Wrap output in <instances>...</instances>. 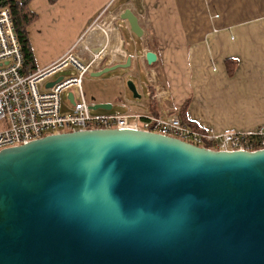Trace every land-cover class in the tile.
Returning <instances> with one entry per match:
<instances>
[{
	"label": "water",
	"instance_id": "water-1",
	"mask_svg": "<svg viewBox=\"0 0 264 264\" xmlns=\"http://www.w3.org/2000/svg\"><path fill=\"white\" fill-rule=\"evenodd\" d=\"M119 18L143 35L130 8ZM125 84L140 98L132 80ZM66 98L73 102L71 92ZM0 264H264V148L212 150L130 128L3 148Z\"/></svg>",
	"mask_w": 264,
	"mask_h": 264
},
{
	"label": "crops",
	"instance_id": "crops-1",
	"mask_svg": "<svg viewBox=\"0 0 264 264\" xmlns=\"http://www.w3.org/2000/svg\"><path fill=\"white\" fill-rule=\"evenodd\" d=\"M28 8L36 15L27 26L35 69L51 65L76 43L74 53L86 59L109 52L110 59L102 58L99 69L130 55L143 70L154 64L164 88L172 93L170 114L188 100L185 116L198 127L217 133L264 129V0H29ZM125 8L137 16L143 30L137 40L119 18ZM102 15L108 20L103 19L100 32L94 34V28L86 42L81 41ZM55 22L58 25L52 26ZM52 34L58 47L43 55L37 43ZM117 37L122 50L115 48ZM86 44L91 45L88 50ZM148 50L156 54L152 64L143 58ZM227 60L233 65L230 73ZM145 106L146 113L156 114L149 100Z\"/></svg>",
	"mask_w": 264,
	"mask_h": 264
},
{
	"label": "built area",
	"instance_id": "built-area-1",
	"mask_svg": "<svg viewBox=\"0 0 264 264\" xmlns=\"http://www.w3.org/2000/svg\"><path fill=\"white\" fill-rule=\"evenodd\" d=\"M76 44L51 65L25 71L10 10L0 6V150L48 134L93 128H130L154 132L212 150L253 151L264 148L262 128L217 133L212 129L190 128L182 124L176 114L127 112L92 115L81 84L82 78L95 71L94 67L101 60H98L96 53L87 59L74 53ZM83 47L89 49L86 45ZM87 52L91 53L90 50ZM68 65L74 67L76 73L61 76L59 81L47 87V77ZM62 92H66V95L71 92L73 97V102L68 100L70 106L66 107V111L62 109Z\"/></svg>",
	"mask_w": 264,
	"mask_h": 264
},
{
	"label": "rangeland",
	"instance_id": "rangeland-1",
	"mask_svg": "<svg viewBox=\"0 0 264 264\" xmlns=\"http://www.w3.org/2000/svg\"><path fill=\"white\" fill-rule=\"evenodd\" d=\"M103 19H105V21L108 20L107 18H104L103 15L99 18H95L92 24H90V26H88V28L85 30V32L82 35L83 37H81L80 40L86 42L85 37H87L89 32L94 28L95 29L97 28L94 31V34L98 33L99 29L100 30L102 29L100 24L104 22ZM55 25L57 26L58 22L53 23L52 26ZM119 29L122 33L123 38L128 43H131L128 49L133 51L132 42L131 40H128L129 39L128 30L123 28L122 24L119 27ZM132 36L135 40L138 39V37L135 36L134 34H132ZM57 42L58 39H56L55 35L52 34V36H49L47 40H45L44 38L40 39V44L37 43L36 48L38 49L39 52H42L43 55H46V49L54 50L55 48L58 47L56 46ZM151 44L150 47L154 45ZM86 45L88 48L91 47V45L89 44ZM86 52L87 51H85V53ZM106 54L107 56H105V53L99 54L98 60H102V58L103 59L107 58V60H109L110 59L109 52H107ZM117 57L120 60L123 58L122 56H117ZM153 66L154 64H152L151 69H148L149 73L146 76L144 75L143 69L141 67H139L138 69V67H135L133 65L125 69L117 68L115 70L106 72L97 78H92L88 74L85 75L82 78L81 87L86 103L89 104L91 101L92 102L108 101L111 102L112 104V108L109 110L97 108V109H90L89 112L92 115H96V116H104V115L114 114L117 112L124 113L130 110L145 112L147 111L146 110L147 107L145 106V104L147 103V100H149V105L150 107H153V111H156L154 112L156 113V115L162 112H167V114H170L171 108L169 107L170 106L169 104H172L170 103L172 93L170 92L169 89L164 88L162 81L160 80L159 73ZM95 67H96L95 69H99V66L97 67L96 65ZM226 69L228 72L229 69L227 66ZM231 70H233V67H231ZM75 73H76L75 68L72 67L71 65H68L66 67H63L61 70L57 71L56 73L48 76L46 80L52 81L59 76L67 77ZM150 74L153 75L150 76ZM128 79L132 80L133 83L135 84L136 89L140 94V98L135 99L132 97L131 92L127 89L125 84L126 80ZM147 91L149 93H147ZM61 101H62V109L63 111H66L68 109L66 107L70 106L66 98V92H62ZM183 103H185V111H186L188 106V100L182 101L180 107L182 106Z\"/></svg>",
	"mask_w": 264,
	"mask_h": 264
},
{
	"label": "trees",
	"instance_id": "trees-1",
	"mask_svg": "<svg viewBox=\"0 0 264 264\" xmlns=\"http://www.w3.org/2000/svg\"><path fill=\"white\" fill-rule=\"evenodd\" d=\"M49 1L52 2L55 0ZM28 2L29 0H0V6L7 7L10 10L12 21L14 23V27L20 42V48L24 58L25 71L35 69L34 60L27 36V26L34 20L36 15L28 8ZM231 64V60L226 61L229 73L232 71ZM151 109L153 111V107H151ZM177 116L182 124L190 128H199L186 118L185 103H183L182 106L178 109Z\"/></svg>",
	"mask_w": 264,
	"mask_h": 264
},
{
	"label": "flooded vegetation",
	"instance_id": "flooded-vegetation-1",
	"mask_svg": "<svg viewBox=\"0 0 264 264\" xmlns=\"http://www.w3.org/2000/svg\"><path fill=\"white\" fill-rule=\"evenodd\" d=\"M143 58H144V57H143ZM122 62H125V60L122 61ZM100 63H102V62H100ZM132 65L135 66V67H138V69H139V67H140V66H138V64H135V63H134V60H133V59H132V61H131V65H130L129 67H131ZM129 67H128V68H129ZM143 73H144V75L146 76V75L149 73V72H148V68L144 69V70H143Z\"/></svg>",
	"mask_w": 264,
	"mask_h": 264
},
{
	"label": "bare ground",
	"instance_id": "bare-ground-1",
	"mask_svg": "<svg viewBox=\"0 0 264 264\" xmlns=\"http://www.w3.org/2000/svg\"><path fill=\"white\" fill-rule=\"evenodd\" d=\"M115 48H116V50H122V49L120 48V38H119V37H117V39H116Z\"/></svg>",
	"mask_w": 264,
	"mask_h": 264
}]
</instances>
